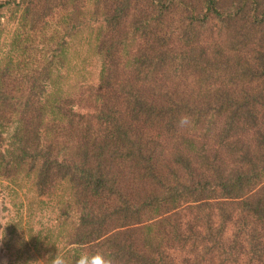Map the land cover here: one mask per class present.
<instances>
[{
	"label": "trees",
	"instance_id": "obj_1",
	"mask_svg": "<svg viewBox=\"0 0 264 264\" xmlns=\"http://www.w3.org/2000/svg\"><path fill=\"white\" fill-rule=\"evenodd\" d=\"M4 189L47 264H264V0H0Z\"/></svg>",
	"mask_w": 264,
	"mask_h": 264
},
{
	"label": "rangeland",
	"instance_id": "obj_2",
	"mask_svg": "<svg viewBox=\"0 0 264 264\" xmlns=\"http://www.w3.org/2000/svg\"><path fill=\"white\" fill-rule=\"evenodd\" d=\"M86 68L90 70V77L96 79L98 61L94 57ZM13 197L20 199L21 194L11 195L6 189L0 192V235H3L0 238V264H47L49 254L44 257V261L41 259L40 251L43 250V245L49 253L54 251L50 245L49 235L42 233L39 237L35 234L44 232V228L38 221H42L45 226L52 223L50 207L42 208L37 205L31 210L32 212L29 211L30 216L27 219L22 214L17 219L15 207L18 201L13 204ZM60 244L61 242L58 246ZM62 254L66 256L65 252Z\"/></svg>",
	"mask_w": 264,
	"mask_h": 264
},
{
	"label": "clouds",
	"instance_id": "obj_3",
	"mask_svg": "<svg viewBox=\"0 0 264 264\" xmlns=\"http://www.w3.org/2000/svg\"><path fill=\"white\" fill-rule=\"evenodd\" d=\"M191 123V117L185 114L180 117L178 127H188L191 126ZM2 237L3 235H0V238ZM50 264H70V261L64 254L56 252L54 256H50ZM71 264H117V261L110 253H106L102 249H95L82 251L78 257L71 261Z\"/></svg>",
	"mask_w": 264,
	"mask_h": 264
}]
</instances>
